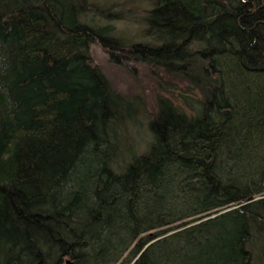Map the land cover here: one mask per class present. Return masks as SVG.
Returning <instances> with one entry per match:
<instances>
[{
    "label": "trees",
    "instance_id": "obj_1",
    "mask_svg": "<svg viewBox=\"0 0 264 264\" xmlns=\"http://www.w3.org/2000/svg\"><path fill=\"white\" fill-rule=\"evenodd\" d=\"M144 1L0 0V264H264V0Z\"/></svg>",
    "mask_w": 264,
    "mask_h": 264
},
{
    "label": "rangeland",
    "instance_id": "obj_2",
    "mask_svg": "<svg viewBox=\"0 0 264 264\" xmlns=\"http://www.w3.org/2000/svg\"><path fill=\"white\" fill-rule=\"evenodd\" d=\"M102 3L108 2L113 3L114 0H100ZM117 8L124 7L128 10V14L130 16L134 15L135 13L141 16V7L145 5L144 0H117ZM138 3V4H137ZM133 8V12L129 9ZM137 18V17H136ZM134 18L125 19L122 21L115 22L113 24L114 31L121 35H126L129 37H132L133 39H145L147 33H144V24L141 20ZM92 52L95 57L96 62L101 66L104 73L107 75V77L112 82L113 86L117 88L119 91H122L123 93L129 95V96H135L141 93V89L139 87V84L133 79L129 71L122 65H115L111 63L108 56L101 50V48L94 44L92 46ZM142 118V117H140ZM141 132H131L130 135L128 133L127 140L123 142H129L134 143L135 146H139L144 142V138L148 139V133H147V125L142 124ZM144 131V133H143Z\"/></svg>",
    "mask_w": 264,
    "mask_h": 264
}]
</instances>
